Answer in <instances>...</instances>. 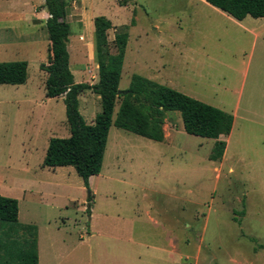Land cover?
<instances>
[{
    "label": "rangeland",
    "instance_id": "1",
    "mask_svg": "<svg viewBox=\"0 0 264 264\" xmlns=\"http://www.w3.org/2000/svg\"><path fill=\"white\" fill-rule=\"evenodd\" d=\"M68 1L76 83L99 81L94 20L104 16L112 48L129 35L120 90L140 75L235 122L219 162L209 159L216 141L188 135L170 112L162 143L111 126L89 188L73 167L44 168L49 141L70 136L64 98L46 96L40 69L46 23L25 22L24 6L44 0H0V63H28L24 85H0V196L37 226L39 264H264V19L239 22L199 0ZM3 4L19 16H3ZM79 109L92 124L100 97L86 91ZM10 229L0 224V237Z\"/></svg>",
    "mask_w": 264,
    "mask_h": 264
},
{
    "label": "trees",
    "instance_id": "2",
    "mask_svg": "<svg viewBox=\"0 0 264 264\" xmlns=\"http://www.w3.org/2000/svg\"><path fill=\"white\" fill-rule=\"evenodd\" d=\"M206 2L237 21H244L247 17L264 18V0ZM119 4L127 6L128 1ZM43 8L49 14L46 27L51 44L48 65H40L41 71L47 74L46 96L64 98L70 127L68 138L49 141L44 168L73 167L89 188L90 178L101 173L111 126L162 143L165 141V116L170 112L180 114L188 135L216 141L209 157L211 161L223 159L227 143L220 138L231 134L235 122L233 115L136 74L132 76L129 88L120 90L129 35L121 30L116 34L112 48L109 32L113 24L104 16L94 20L99 81L95 85L76 83L68 51L71 37V25L67 20L69 1L45 0ZM27 78V62L0 63V85L21 86ZM86 91L93 92L101 100V112L92 124L85 121L79 109V98ZM118 100L120 105L115 114ZM93 200L94 196L90 195L89 214ZM19 211L16 199L0 196V224L12 226L0 237V264H39L38 228L21 224Z\"/></svg>",
    "mask_w": 264,
    "mask_h": 264
},
{
    "label": "crops",
    "instance_id": "3",
    "mask_svg": "<svg viewBox=\"0 0 264 264\" xmlns=\"http://www.w3.org/2000/svg\"><path fill=\"white\" fill-rule=\"evenodd\" d=\"M199 2L203 3L202 5L204 7L211 9L212 11H215L216 13H220L221 15H224V17H227L229 19H234V18L230 17L229 15H227L226 13H224V12L220 11L219 9L208 4L206 2V0H199ZM44 4H45V0H44V3H41V4H31V6H24L25 8L28 9V12H26V14H24V15H26L25 16V18H26L25 22L32 23V24H43L44 22L46 23L48 18H49V14H48L47 10L43 8ZM3 6L5 8H4V11L2 12L3 13L2 15L3 16L6 15L10 18H14V17L19 16L18 12H20L22 10V8L21 9L20 8L19 9H10L7 6H5V4H3ZM20 16H22V14ZM261 19H264V18H261ZM239 22H242V21H239Z\"/></svg>",
    "mask_w": 264,
    "mask_h": 264
}]
</instances>
